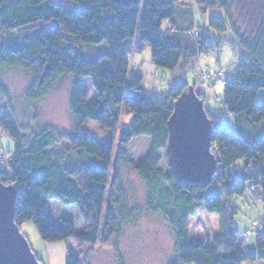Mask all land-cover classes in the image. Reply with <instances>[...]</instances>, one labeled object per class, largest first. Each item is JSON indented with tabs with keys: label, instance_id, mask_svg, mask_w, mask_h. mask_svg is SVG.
Returning a JSON list of instances; mask_svg holds the SVG:
<instances>
[{
	"label": "trees",
	"instance_id": "16d2710c",
	"mask_svg": "<svg viewBox=\"0 0 264 264\" xmlns=\"http://www.w3.org/2000/svg\"><path fill=\"white\" fill-rule=\"evenodd\" d=\"M144 1L142 10V0H0V73L9 67L29 72L30 100L48 97L72 78L73 129L63 138L71 149H83L102 163L84 160L67 168L64 151L54 147L55 129L44 128L27 138L15 117L0 111V129L17 142L7 157V169H0V179L18 187L16 223L34 221L46 243L73 239L81 247L112 241L119 249L126 225L138 214L131 212L120 173V163L125 162L148 186V210L162 214L173 230L175 251L168 264H264V214L263 229H253L257 243L256 253H251L240 243L241 231L234 220L240 209L231 203L251 193L264 206V96L257 103L264 91V0ZM196 9L204 14L218 10L209 18L210 28L231 32L245 52L235 77L226 81L221 100L235 119L238 134L220 126V115L207 110L220 162L209 185L180 178L167 153L174 103L191 86L188 67L214 46H223V40L196 24ZM165 21L169 26L164 32ZM138 29L142 42L151 47L153 63L179 71L180 79L164 95L148 91L140 73L130 79L126 41ZM83 44H103L108 50L94 56L91 49L83 50ZM87 77L93 96L83 87ZM0 94L7 95L1 81ZM199 96L205 102V95ZM122 110L133 119L121 130V149L114 161V142H100L86 134L83 125L93 120L117 133ZM200 208L219 217V228L211 236L190 234V219ZM117 259L125 264L123 257ZM66 264H84L82 255L70 253Z\"/></svg>",
	"mask_w": 264,
	"mask_h": 264
},
{
	"label": "rangeland",
	"instance_id": "374dc122",
	"mask_svg": "<svg viewBox=\"0 0 264 264\" xmlns=\"http://www.w3.org/2000/svg\"><path fill=\"white\" fill-rule=\"evenodd\" d=\"M58 1V0H51ZM180 1V0H175ZM186 2L191 0H185ZM145 1L142 0V10ZM218 10H209L206 14L196 9L195 22L197 25L206 27L211 35L217 40H223V46L218 49L214 46V51L208 52L203 56V60L195 64V67L187 73L188 82L194 86L197 94H203L206 97L205 108L220 115V126L229 128L238 134L235 119L230 115L225 105L222 103L226 81L232 80L239 68V62L245 57V52L237 47L236 39L231 32L221 34L209 26V18L216 15ZM221 13V11H220ZM223 15V13H222ZM224 16V15H223ZM140 15V23H141ZM169 26V22L163 24V31ZM140 28V26H139ZM130 46V79L134 72L144 76L145 87L153 94H165L178 79H175V72L169 69L159 68L152 61L151 47L143 43L138 29L134 38L127 40ZM106 45L83 44V50L102 52V47ZM140 48V51H138ZM202 65V66H200ZM208 66L213 71H224V76L216 80V83L205 84L201 78L200 67ZM178 71V70H176ZM72 78L62 82L46 98L41 100H30L27 96V89L32 81V76L26 70L17 67L5 68L0 73V81L7 90V95L0 94V111H7L15 117L19 124L21 132L30 138L35 132L44 128H53L58 133V142L54 145L56 149L63 150V163L67 168H72L80 161H90L88 164L101 165V161L89 155L85 150L81 152L71 149L67 139H64L65 133L72 132L73 120L69 106L70 89ZM83 87L93 89L92 81L89 77L83 79ZM93 92V94H95ZM92 94V96H93ZM222 96V98H221ZM264 91H260L257 103L261 104ZM122 110L118 132L101 127L97 122L88 120L83 125L86 134L96 138L102 143L113 141L115 144L114 161L118 151L121 149L119 143L120 133L124 127L129 126L133 116ZM228 126V127H227ZM17 142L9 134L0 129V169H7V157L12 155L16 149ZM214 150V145L212 144ZM7 155V156H6ZM120 173L123 177L124 185L127 190V196L132 213L137 212V218L126 225L124 236L117 249L111 241L108 244L98 242L95 245L77 246L75 240H69V248L74 255H82L84 264H118V257H123L125 264H168L175 251V238L173 230L164 216L159 213H151L148 206L150 191L147 184L142 180L139 174L131 165L125 162L120 163ZM113 167L111 168L110 182L113 178ZM9 184V183H8ZM110 185L106 196L107 209ZM136 214V213H135ZM246 213L239 216L238 221L246 219ZM105 218V216H104ZM199 219L206 221V225L214 228L218 221L214 215H209L204 208H200L195 216L190 219L191 236L195 237L197 229H200ZM204 221V222H205ZM252 230L257 223L263 225L261 218L253 221ZM251 229V228H250ZM22 233L27 237L41 264L47 254V243L41 238L34 221H27L21 226ZM201 234V233H200ZM211 235V234H210ZM256 235V234H255Z\"/></svg>",
	"mask_w": 264,
	"mask_h": 264
},
{
	"label": "water",
	"instance_id": "95a60500",
	"mask_svg": "<svg viewBox=\"0 0 264 264\" xmlns=\"http://www.w3.org/2000/svg\"><path fill=\"white\" fill-rule=\"evenodd\" d=\"M168 126L167 153L175 173L187 182L209 185L220 162L212 149L213 122L194 86L175 101ZM17 195L15 184L0 179V264H41L16 223Z\"/></svg>",
	"mask_w": 264,
	"mask_h": 264
},
{
	"label": "crops",
	"instance_id": "0c3cea01",
	"mask_svg": "<svg viewBox=\"0 0 264 264\" xmlns=\"http://www.w3.org/2000/svg\"><path fill=\"white\" fill-rule=\"evenodd\" d=\"M102 48H103L101 50L102 52H105L108 50L106 46ZM138 51H140V48H138ZM90 52H92L94 56L99 53L98 50L97 52H95L92 49ZM203 56L198 61L194 62L192 65L188 67L189 72L192 68L195 67V64L197 62L199 63V61L201 62L203 60L202 59ZM174 72H175V75H174L175 79H180L179 71H174ZM90 91L92 93L94 92L92 88L90 89ZM154 95H157V94H154ZM220 123H222L221 120H219V125ZM240 165H242V162H240ZM231 203H234L240 209V212L234 218L237 228L241 231L240 243L243 246V248L247 250L248 252L256 253L257 237L254 233H251L249 231H250L251 226H253V221L256 220V218L263 217V214H264L263 202L260 199H256L255 197H253L251 193L250 194L247 193L243 196L232 199ZM244 213H246V216H245L246 219L244 221L239 222L238 221L239 216L241 218V214H244ZM209 215L215 216L216 220L218 221L217 225L211 229L210 227H208V225H206L207 223L205 220L204 222L201 219H199V222H200L199 224L201 225V227L200 229L196 230L197 234L195 237H200V236L203 237L205 235H210V234L213 235L217 232L219 228V221H220L219 217L215 214H209ZM189 231H190V227H189ZM190 234H191V231H190ZM69 244H70L69 240L56 242V243H47V254H44L45 255L44 260L41 259L43 264H66L69 254L72 253V250L69 248L70 247ZM243 264H263V261H258L254 263L245 262Z\"/></svg>",
	"mask_w": 264,
	"mask_h": 264
},
{
	"label": "built area",
	"instance_id": "2783aa9c",
	"mask_svg": "<svg viewBox=\"0 0 264 264\" xmlns=\"http://www.w3.org/2000/svg\"><path fill=\"white\" fill-rule=\"evenodd\" d=\"M200 74H201V78L203 82L209 85V84L216 82V80H218L219 78H221L224 75V71L222 69L219 71H213L211 70L210 67L203 66V67H200ZM262 229H263V225H259L257 223L254 225V230L261 231Z\"/></svg>",
	"mask_w": 264,
	"mask_h": 264
},
{
	"label": "bare ground",
	"instance_id": "6f19581e",
	"mask_svg": "<svg viewBox=\"0 0 264 264\" xmlns=\"http://www.w3.org/2000/svg\"><path fill=\"white\" fill-rule=\"evenodd\" d=\"M207 235L203 236V237H206Z\"/></svg>",
	"mask_w": 264,
	"mask_h": 264
}]
</instances>
